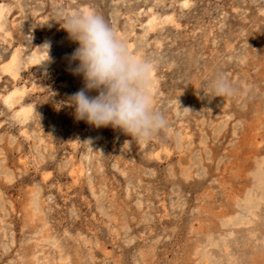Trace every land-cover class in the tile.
Returning <instances> with one entry per match:
<instances>
[{"label":"rangeland","instance_id":"1","mask_svg":"<svg viewBox=\"0 0 264 264\" xmlns=\"http://www.w3.org/2000/svg\"><path fill=\"white\" fill-rule=\"evenodd\" d=\"M0 6V264H264V0ZM88 10L156 61L150 90L167 124L146 142L78 121L66 103L84 84L60 14ZM63 35L51 64L29 63ZM14 50L16 78L2 70ZM221 73L236 94L214 97Z\"/></svg>","mask_w":264,"mask_h":264},{"label":"clouds","instance_id":"2","mask_svg":"<svg viewBox=\"0 0 264 264\" xmlns=\"http://www.w3.org/2000/svg\"><path fill=\"white\" fill-rule=\"evenodd\" d=\"M60 15L63 16L61 28L78 44L69 57L70 63L76 62L71 71L81 75L84 84L66 101L74 108L75 119L96 128H118L132 140L151 139L167 124L166 118L155 110L150 90L156 61L131 53L126 42L95 11ZM50 48L48 41L36 47L44 58L40 65L51 61ZM210 89L214 97L232 96L237 92L222 73L211 82ZM92 91L97 94L89 95ZM46 94L49 99L56 95L49 89ZM83 143L90 145L91 140Z\"/></svg>","mask_w":264,"mask_h":264},{"label":"bare ground","instance_id":"3","mask_svg":"<svg viewBox=\"0 0 264 264\" xmlns=\"http://www.w3.org/2000/svg\"><path fill=\"white\" fill-rule=\"evenodd\" d=\"M185 1V0H184ZM188 3H190V2H188ZM184 4L186 5L187 3L186 2H184ZM188 6V5H187ZM184 7V6H183ZM2 11H3V7L2 6H0V17H1V15H3L2 14ZM89 11V10H88ZM154 16H155V13H154ZM154 16H151L152 18L154 17ZM158 17V16H157ZM173 18V17H172ZM159 19V18H158ZM165 19V18H164ZM167 19V18H166ZM150 20H152L151 18H150ZM150 23V22H149ZM158 23V22H157ZM161 23V22H160ZM166 23V22H165ZM152 24H153V22H152ZM151 24V25H152ZM163 24V23H162ZM148 26V25H147ZM159 27V26H158ZM152 29V28H151ZM62 35V34H61ZM64 36V35H63ZM67 37V36H66ZM65 36L64 37H51L49 40H46V41H48V42H50L51 40L53 41L54 40V43L55 44H57L59 47H61L62 48V50H63V48H66V38ZM56 38V39H55ZM69 42V41H68ZM54 45V44H53ZM68 45V44H67ZM18 50V49H17ZM17 50H14V52L12 53V55L10 56V58H9V60L7 61V62H5L4 64H3V66H2V70L4 71V73H7V74H9V75H12L14 78H16L17 77V71H18V69H19V64H20V61H19V54H18V51ZM60 50V49H59ZM65 52V51H64ZM61 53V52H60ZM69 56V55H68ZM65 57V56H64ZM40 59H44L43 58V56H41V55H39L38 53H37V49H35L34 51H33V53H32V55L30 56V58H29V63H31V64H33V63H35L36 61H38V60H40ZM62 60H64L65 61V59H63V58H61ZM51 62H52V59H51V61L50 62H46L45 63V65H49V64H51ZM61 63V62H60ZM59 63V64H60ZM19 73V72H18ZM13 79V78H12ZM24 87V86H23ZM152 88V87H151ZM154 89V88H153ZM158 90V89H157ZM24 93V91L23 90H20V89H18V88H16V89H14V90H12L7 96H6V101L8 102V104H10V105H12L13 103H16L17 101V99L19 98V97H21L22 96V94ZM154 94V93H153ZM31 112V110L30 109H28V108H22L21 110H19V112H18V116L19 115H21L23 118H26L27 116H28V114ZM80 165V164H79ZM247 222V221H246ZM219 243V242H218ZM213 257V256H212Z\"/></svg>","mask_w":264,"mask_h":264}]
</instances>
